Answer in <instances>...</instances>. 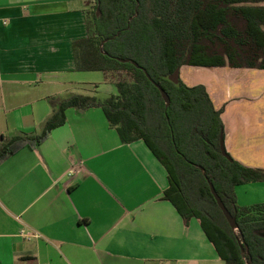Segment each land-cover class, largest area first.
Masks as SVG:
<instances>
[{
    "label": "crops",
    "instance_id": "1",
    "mask_svg": "<svg viewBox=\"0 0 264 264\" xmlns=\"http://www.w3.org/2000/svg\"><path fill=\"white\" fill-rule=\"evenodd\" d=\"M92 6L0 0V144L40 134L49 98L85 83L73 44L87 36ZM181 78L223 109L230 155L264 169V70L185 65ZM249 184L264 190L239 186ZM168 188L143 140L122 143L100 107L71 108L44 143L0 164V264H224L200 221L186 224L165 199Z\"/></svg>",
    "mask_w": 264,
    "mask_h": 264
},
{
    "label": "trees",
    "instance_id": "2",
    "mask_svg": "<svg viewBox=\"0 0 264 264\" xmlns=\"http://www.w3.org/2000/svg\"><path fill=\"white\" fill-rule=\"evenodd\" d=\"M92 1L87 36L73 44L76 70L104 73L117 93L104 99L51 96L43 131L4 139L0 164L44 143L66 124L69 109L100 107L122 143L143 140L164 165L165 199L186 224L200 221L225 264H264V203L241 206L236 193L239 185L264 182V169L223 155V109L215 107L205 85L167 79L185 65L264 70V0ZM156 83L168 92L169 106ZM210 183L236 217L237 229Z\"/></svg>",
    "mask_w": 264,
    "mask_h": 264
},
{
    "label": "rangeland",
    "instance_id": "3",
    "mask_svg": "<svg viewBox=\"0 0 264 264\" xmlns=\"http://www.w3.org/2000/svg\"><path fill=\"white\" fill-rule=\"evenodd\" d=\"M75 77L77 79H81L85 83L82 84L80 87H76L75 91H73L72 94L71 92L66 93L62 95L63 97H67V95L70 96L73 94H83V95L96 96L100 99H104L106 97H109L112 94L113 89H114V93L115 94L117 93V89L114 86V82H112V80H108L105 82L104 73L102 72H99V71L80 72L79 71L77 72ZM246 187H253V186L250 184L246 186L245 185L239 186L238 191L236 192L239 194L240 201L238 202L240 205L250 203V202L262 203L258 201L260 199H262L264 202V190H262V188H257L260 186H256V188L254 186V188H250L249 190H245Z\"/></svg>",
    "mask_w": 264,
    "mask_h": 264
},
{
    "label": "water",
    "instance_id": "4",
    "mask_svg": "<svg viewBox=\"0 0 264 264\" xmlns=\"http://www.w3.org/2000/svg\"><path fill=\"white\" fill-rule=\"evenodd\" d=\"M100 12V11H99ZM122 62H127L130 60H126V59H121ZM137 67H140V65L134 61H132ZM167 79L171 82H173L176 85H180V81H181V68H178L175 72H173L172 74H170ZM156 86L160 89L163 98L167 104V106H169L171 104V98L168 94V92L159 84L156 83ZM220 145H221V151L223 153V155L225 157H227L228 159H232V156L228 153V151L226 150V146H225V138H224V133H222L221 138H220ZM211 186V190L212 193L216 199V201L218 202L220 208L222 209L225 217L227 218L230 226L233 229H237L238 227V223H237V219L235 216L232 215V213L227 209L226 205L224 204L222 198L219 196L215 186L210 183Z\"/></svg>",
    "mask_w": 264,
    "mask_h": 264
},
{
    "label": "built area",
    "instance_id": "5",
    "mask_svg": "<svg viewBox=\"0 0 264 264\" xmlns=\"http://www.w3.org/2000/svg\"><path fill=\"white\" fill-rule=\"evenodd\" d=\"M25 235H29V236H37L35 233H33L32 231H24Z\"/></svg>",
    "mask_w": 264,
    "mask_h": 264
}]
</instances>
